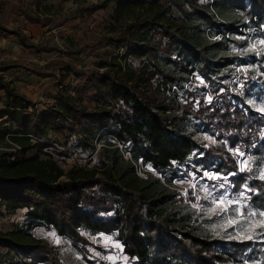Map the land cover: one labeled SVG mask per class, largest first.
<instances>
[{
    "label": "trees",
    "instance_id": "trees-1",
    "mask_svg": "<svg viewBox=\"0 0 264 264\" xmlns=\"http://www.w3.org/2000/svg\"><path fill=\"white\" fill-rule=\"evenodd\" d=\"M115 2L118 13L148 2L154 9L151 16L131 25L144 28L153 43L127 38L126 32L114 38L118 47L125 48V57L146 60L143 66L123 65L116 56L112 63L100 65L105 71L78 73L84 84L74 94L62 86L56 103L42 111L0 76L4 91L0 143L9 139L20 146L14 159L13 153L0 152V206L25 208L33 223L52 225L74 240L83 239L84 229L92 234L115 233L135 264H264V242H226L193 232L191 210L168 186L172 178L164 181L151 171L165 174L176 163L195 160L197 172L211 168L230 176L232 190L245 191L248 205L264 211V179L258 175L264 165V114L233 95L231 87L239 74L236 67L258 58L255 51L246 56L228 52L231 42L247 46V38L232 36L242 35L244 26L264 36V0H213L207 5L173 0L168 6L159 0ZM173 4L190 26L191 36L175 21ZM207 34L212 39L205 44ZM160 50L172 60L171 67L162 65ZM196 74L208 84L207 90L187 87L196 81ZM252 78H242V86L251 84ZM180 91L187 94L182 99ZM204 91L215 94L214 100L205 101ZM10 123L15 126L12 135L4 129ZM196 127L211 131L215 142L204 146L195 139ZM49 130L66 137L77 135L84 148L105 136L109 155L101 166L73 167L65 173L53 157L39 154L49 146L41 140ZM30 134L38 140L34 142ZM120 145L129 158L120 153ZM33 148L37 152L28 156ZM237 149L249 159L242 173ZM140 161L145 177L137 170ZM11 235L0 230V246L33 258L40 245Z\"/></svg>",
    "mask_w": 264,
    "mask_h": 264
},
{
    "label": "rangeland",
    "instance_id": "rangeland-1",
    "mask_svg": "<svg viewBox=\"0 0 264 264\" xmlns=\"http://www.w3.org/2000/svg\"><path fill=\"white\" fill-rule=\"evenodd\" d=\"M159 1L166 6L173 2ZM198 3L207 5L212 4L213 0H199ZM173 7V15L177 17L175 21L184 26L191 36L193 32L190 26L185 23L176 5L173 4ZM115 8V0H0V76L31 99L38 111H42L56 103L55 96L62 86L69 87L68 90L74 94L84 84L85 78L79 77L78 73L96 69L105 71L106 68L100 65L112 63L116 56L123 65L143 66L146 60L130 55L125 57V48L118 47L114 38L126 32L127 38L134 36L137 40L148 39L153 43L155 39L144 34V28L136 29L137 26L131 25L151 16L154 9L149 2L119 13ZM240 30L242 35L235 32L232 36L235 39L247 38V46L241 47L231 42L228 52L246 56L255 51L258 59L252 58L250 64L236 67L239 74L231 80L233 95L245 98L253 108L264 114V36H256L254 29L245 26ZM13 31L19 32V35L11 33ZM211 39L207 34L205 44ZM177 54L178 49L173 59ZM165 57L160 50L162 65L171 67L172 60ZM247 75H252V83L242 86V78ZM195 78L196 81L187 86L189 89L196 85L208 89V84L199 74ZM204 93L205 101L214 100L215 94ZM3 94L4 91L0 89V95ZM178 95L182 99L187 94L180 91ZM95 104L96 101L90 103L91 106ZM1 107L3 104L0 101ZM189 125L187 127L193 129ZM4 129L12 135L15 126L10 123ZM195 129L194 138L204 146L215 142L211 131ZM184 133L192 135L190 131ZM105 139V136L97 137L92 140L91 146L84 148L77 135L66 137L49 130L41 138L49 146L39 154L42 158L53 157L65 173L73 167L93 168L101 166L109 155V145ZM119 147L120 153L129 158L130 154L121 145ZM15 148L16 145L9 139L0 143V152L7 151L14 155ZM36 152L37 149L33 148L27 155ZM236 153L238 172L242 173L249 159L244 150L237 149ZM144 169L140 161L137 170L145 177ZM151 171L164 181L172 178V186L166 184L180 193L184 205L191 210L190 227L193 232L226 242H264V211H257L248 205L245 191L236 193L232 190L230 176L211 168L197 172L195 160L176 163L165 174ZM258 175L264 179V165ZM26 213L25 208L13 210L0 206V230L12 233L11 236L15 235L13 237L23 242L40 246L33 253V258L14 247L0 246L1 264H25L33 259L32 264H135V260L125 254L124 245L115 233L92 234L84 229L81 231L83 239L74 240L57 233L52 225L33 223Z\"/></svg>",
    "mask_w": 264,
    "mask_h": 264
},
{
    "label": "built area",
    "instance_id": "built-area-1",
    "mask_svg": "<svg viewBox=\"0 0 264 264\" xmlns=\"http://www.w3.org/2000/svg\"><path fill=\"white\" fill-rule=\"evenodd\" d=\"M30 136L32 137V140L34 142H36V140H38V138H36L35 136H33L32 134H30ZM20 149V146L16 145V148H15V151L14 152H17L18 150ZM15 158V155L13 156V159Z\"/></svg>",
    "mask_w": 264,
    "mask_h": 264
},
{
    "label": "snow or ice",
    "instance_id": "snow-or-ice-1",
    "mask_svg": "<svg viewBox=\"0 0 264 264\" xmlns=\"http://www.w3.org/2000/svg\"><path fill=\"white\" fill-rule=\"evenodd\" d=\"M243 195V194H242Z\"/></svg>",
    "mask_w": 264,
    "mask_h": 264
}]
</instances>
